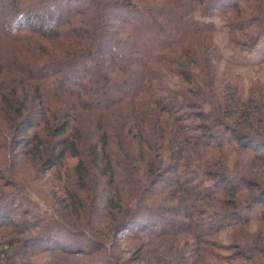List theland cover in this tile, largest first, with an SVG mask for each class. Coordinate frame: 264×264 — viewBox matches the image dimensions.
Masks as SVG:
<instances>
[{
	"label": "trees",
	"instance_id": "16d2710c",
	"mask_svg": "<svg viewBox=\"0 0 264 264\" xmlns=\"http://www.w3.org/2000/svg\"><path fill=\"white\" fill-rule=\"evenodd\" d=\"M239 7V0H0V165L11 166L5 155L17 148L37 170L76 160L62 185L67 218L19 213L15 198L0 195V229L13 237L0 244V264H123L120 246L107 244L120 231L125 247L137 243L145 264H198L205 239L244 220L232 204L235 222H200L213 197L228 188L225 180L222 190L214 186L222 173L205 169L200 177L196 169L212 164L195 150L207 146L204 137L218 144L215 131L226 126V116L246 113L232 84L224 82V91L217 86L222 59L210 37L214 25L201 21L222 16L230 43L245 37L256 45L264 19H245ZM169 75L195 89L172 90ZM228 132L227 139L250 142L234 128L221 132L225 141ZM19 162L12 172L18 177ZM163 169L174 173L167 186ZM166 187L184 204L171 209L174 221L156 211L165 209L157 201L169 200ZM97 198L104 205L95 208L99 222L87 211L88 199ZM83 219L99 239L81 234L80 247L63 235ZM74 251L89 261L57 255Z\"/></svg>",
	"mask_w": 264,
	"mask_h": 264
},
{
	"label": "rangeland",
	"instance_id": "374dc122",
	"mask_svg": "<svg viewBox=\"0 0 264 264\" xmlns=\"http://www.w3.org/2000/svg\"><path fill=\"white\" fill-rule=\"evenodd\" d=\"M254 1L246 0L240 3L241 0H239V8L243 12L245 11L243 18L249 19L250 17H257L264 19V0L259 3ZM222 15H226L227 19H233L232 13L228 14L225 12ZM222 18V16H214L210 19H201L204 23L211 22L214 25V33L210 37L222 59L217 68L219 75L217 86L224 91V86L226 85L224 82L232 84L237 89L238 97H240L246 113L243 112L244 114L242 116L235 115L224 118L226 126L219 127L215 131L218 140L217 145L210 144V139L204 137L202 141L207 143V146L195 149L200 158H203L208 163L211 162L212 165L208 164L207 167L201 170L196 169L194 165L191 166H193L192 170L196 169L199 171L198 174L203 179L205 178V174L203 173L205 169L207 172L215 171L219 174L222 173L220 180L217 179L214 186L218 190H222L223 186L220 182L225 180V186L228 188L226 194L221 193L213 197L214 201H210V205L206 209V214L201 218L200 222H212V224L215 222H235L233 221L235 217L231 215L234 214L230 209L232 204L237 205V211L235 212H241L244 220L240 221V223H233L234 225L232 227L221 228L205 239L208 242L202 245L201 248L203 251L201 250L202 252L199 253L203 260H200L201 262L199 261L198 264H264V36L260 38L256 45L250 42L248 38L245 39V37H238V40L236 39L240 42L239 45L232 44L229 42L228 28ZM245 30L248 32L253 29L248 27ZM195 72L198 73L196 69ZM181 80L179 76L169 75L167 83L174 91H179L184 86L194 88L192 82L190 84H183ZM206 108L208 112V106ZM257 110L261 113L257 114ZM187 125L193 127L195 123L189 122ZM229 128L238 129L242 133L244 132L250 138L249 143L254 141L255 147L249 148L248 142L240 144L231 139H227L231 134L229 132L225 138L228 141H225L221 137V132ZM189 129H185L188 135L199 136V133H189ZM10 139L8 138L7 140L9 141ZM1 152L0 157L5 159L4 153ZM20 152L19 148L12 151V153L7 152L5 156L12 163L11 166L2 165L3 163L0 165V174L4 177V180L0 181V184L2 186H9V182H11L13 183L11 185H14L13 187H4L5 189L1 188L0 195L3 194L15 198L16 211L19 213L25 209L36 213L51 215V217L54 216L55 218L68 216V213L61 211L63 204L65 206L68 204V197L62 189V185L69 183L68 175L71 174L76 160L67 158L63 166L50 164L47 167H40V170H37V167L33 163L25 161V157ZM12 154H18L20 159H14ZM15 158L18 157L16 156ZM19 161L22 162L21 165L23 167L18 169L19 171L17 172L21 173L18 177L12 172H14V167H18L17 165L20 164ZM161 174L164 178L161 184L167 186L165 178L174 177V173H167L163 169ZM14 182H17V184H14ZM213 182H207L206 186L213 187L211 185ZM159 186L161 185H156L151 190L157 193ZM166 189V192H168L166 196L169 197V200L157 201L158 208L162 206L165 209H158L156 211L159 214L162 213V218L174 221L176 219L169 215L172 212L171 209L176 210L178 206L184 204L181 203L182 201L178 196L180 194H177L174 188L166 187ZM233 190L237 192L235 199H231L230 195ZM97 193L100 194L101 189H97ZM80 194L86 199L87 193L83 192ZM218 198L222 200H218ZM101 200L102 198H97L91 203V199H88L89 202L87 203L88 216H93L94 221L98 222L102 218L96 213L95 208L104 206L100 202ZM68 210H72V208ZM82 218L86 217L83 216ZM81 222H84V224L78 226V230L68 229L63 235V238L76 240L80 247L82 245L84 246L86 242V239L82 238L81 234H88L93 240L99 239L93 235L94 232L90 230V227H87L84 219ZM101 227L103 226L101 225ZM64 228L63 224H61L60 229L62 230ZM125 232L120 231V233H116L117 240L110 238L107 244L120 246L119 249L123 256V264H145L142 259L144 254L139 252V249L136 247L137 243L132 244V249L123 245L122 239L124 238H122L123 235L121 233ZM12 238L8 236V231L0 229V244ZM188 240H191L190 236ZM167 243L169 244V242ZM191 244V242L186 243L184 248L187 249ZM57 255L60 258L66 259V262L82 263L89 261V258L79 255L77 251H74L72 254L62 255L57 253ZM192 261L189 262L192 264Z\"/></svg>",
	"mask_w": 264,
	"mask_h": 264
}]
</instances>
